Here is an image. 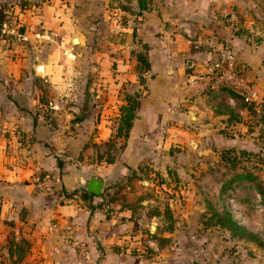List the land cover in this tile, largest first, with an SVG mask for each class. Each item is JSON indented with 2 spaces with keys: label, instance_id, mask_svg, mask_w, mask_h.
I'll use <instances>...</instances> for the list:
<instances>
[{
  "label": "crops",
  "instance_id": "crops-1",
  "mask_svg": "<svg viewBox=\"0 0 264 264\" xmlns=\"http://www.w3.org/2000/svg\"><path fill=\"white\" fill-rule=\"evenodd\" d=\"M75 7L77 0H0V264H254L219 249L198 251L188 239L201 220L185 205L182 221L171 212L165 229L157 200L117 199L113 192L132 170L172 166L175 143L196 154L227 148L231 138L235 146L253 140V129L242 131L248 114L241 101L211 97L205 83L185 84L187 74H203L214 61L188 36L227 40L241 75L262 89L264 110V0H150L135 35L127 24L124 42L111 43L122 57L107 63L84 54L82 37L66 45ZM229 12L231 24L222 18ZM12 23L23 34L19 43L1 34ZM141 45L148 69L138 73L131 52ZM133 92L138 106L127 135L112 139L122 95ZM217 106L240 120L229 123ZM44 173L59 183L41 193L33 178ZM90 177L101 180V191L84 197ZM66 228L83 242L85 259Z\"/></svg>",
  "mask_w": 264,
  "mask_h": 264
},
{
  "label": "rangeland",
  "instance_id": "rangeland-1",
  "mask_svg": "<svg viewBox=\"0 0 264 264\" xmlns=\"http://www.w3.org/2000/svg\"><path fill=\"white\" fill-rule=\"evenodd\" d=\"M132 1L128 4L130 9L119 11L117 7L120 3L127 5L126 0H77V7L73 12V15L76 16L75 28L69 31L66 45H69L68 38L82 37L83 52L90 58L92 55H96L100 61L103 60L104 63H107V61H113L111 56L118 54L117 60H119L122 55L118 50H113L115 46L111 43L122 44L126 36L123 28H126L127 24L130 27L136 24L137 16L134 13L137 8L136 3ZM123 17L126 20H123ZM123 23L124 25H121ZM1 34L5 36L4 31ZM254 87L260 95V100L255 105L261 107V110L253 115L245 116L246 128L242 130L245 132V130L253 129V140L241 143L239 146H235L238 143L232 138L225 141L228 150H231L230 155L235 156L237 160L235 168L222 166L216 155L217 151L213 148L212 151L209 147V149L206 148V151L202 149L199 153L194 154L190 145L184 142L175 143L179 153L173 160L172 166L169 164L161 169H154L145 165L132 170L136 179L127 180L126 176L121 181L119 189L113 192L115 194L113 196L117 199L127 197L134 199L146 196L154 198L160 206L166 203L173 214L176 217L179 216L178 222L182 221L180 210L185 205L187 213L193 215L195 212L196 220L204 219L201 222L197 221L196 224L193 223V227L196 226L197 231H195L194 237L188 239L198 243L200 246L198 251L203 249L202 251L213 250L215 252L216 249H219V255H225L231 260L234 258L246 260L248 258L252 259L254 264H260V261L264 262V206L261 197L249 180L233 179V177L235 178L234 174L244 168L249 173H253L258 182L264 185L263 97L261 96L262 89L258 88L256 84ZM262 87L264 88V82ZM246 106L243 105V108L245 109ZM243 113L245 112L243 111ZM233 130V127L228 130L223 129L226 133L233 132ZM236 131L239 132V130ZM237 138H240V134L237 135ZM214 144L216 147L224 146L223 143L219 145L215 142ZM125 187L129 188L123 189ZM109 195L110 193L106 194L107 199H109ZM211 208L227 212L237 225L255 234L256 240L231 238L228 231L209 225L205 220L210 215ZM205 228L210 229L207 231Z\"/></svg>",
  "mask_w": 264,
  "mask_h": 264
},
{
  "label": "trees",
  "instance_id": "trees-1",
  "mask_svg": "<svg viewBox=\"0 0 264 264\" xmlns=\"http://www.w3.org/2000/svg\"><path fill=\"white\" fill-rule=\"evenodd\" d=\"M127 1V5L124 4L122 5L121 3L119 4V6L117 7L122 11H126L128 9H130L128 7V4L130 3V1L132 0H126ZM132 2L136 3V11H135V15L139 16L141 14L142 11L147 10L149 7V3L150 0H133ZM131 2V4H132ZM123 20L124 19L123 17ZM125 23V22H124ZM121 24V25H124ZM132 28V34L133 36L135 35L134 33V26L131 27ZM141 51L137 50V51H132L131 54L134 56V59L136 61V65H135V69L138 73L144 72L148 69V64L146 61V55L144 52V45H141ZM140 78V77H138ZM140 81V79H139ZM207 93L209 96L211 97H217V96H229L233 99H235L236 101H241L242 102V98L241 96L230 86L227 85H218L215 87H212L210 85H207ZM138 96L139 94L137 92H133V93H123L122 95V103L119 104L118 108H117V115L115 118V127L113 130V133L111 135L112 139H124L127 135V131L131 125L132 119L134 117L135 114V110L137 109L138 106ZM246 113L247 114H255L257 112H259L261 110V107H258L257 105H255L253 102H250L248 104H246ZM257 109V110H256ZM223 109H220V106H217L216 112H221ZM224 111L227 114V120L228 122H235L240 120V116L234 112L233 110L224 107ZM222 111V112H224ZM262 119L264 120V118L262 117ZM251 128V126H250ZM105 146L108 148H110L112 146V143L110 141H106ZM231 150H228V148H222L220 150L217 151V156H218V160L219 162L222 164V166H229L231 168H235L236 167V163L237 160L235 158V156H231L230 155ZM241 153H243V150H241ZM107 162H110L112 159L109 158V155L106 154L105 159ZM241 168V167H240ZM235 178L233 177V179H237V178H241V179H245V180H249L250 182H252V187L256 190V192L259 194V196L261 197V201L263 203L264 206V185L260 182H258L257 178L255 177V175H253V173H249V171L245 170L244 168H241L240 172H236ZM130 178H134L136 179L135 173L134 171H130V173L127 175L126 179L130 180ZM83 196L87 197V196H92V194H88L83 192ZM110 198V197H109ZM209 205V204H208ZM163 211H162V215L163 218L167 221V224L164 226L165 229H170L171 228V210L168 208L167 204L164 203L163 205ZM155 211H150L149 213L154 214ZM204 220V219H201ZM207 221V223L209 225H213V227H216L217 229H223L224 231H228L229 235L231 238H238L241 240H256V235L253 234L252 232L246 230L245 228L237 225V223L235 221H233L229 214L225 211H217L216 209L211 208V212L210 215L208 217H206L205 222Z\"/></svg>",
  "mask_w": 264,
  "mask_h": 264
},
{
  "label": "built area",
  "instance_id": "built-area-1",
  "mask_svg": "<svg viewBox=\"0 0 264 264\" xmlns=\"http://www.w3.org/2000/svg\"><path fill=\"white\" fill-rule=\"evenodd\" d=\"M222 18L225 22L231 24L234 19V14L233 12L223 13ZM3 31L7 38L9 37L14 43H19L23 39V34L19 31V26L15 23H12L9 27H4ZM188 37V42L193 48L204 49L213 53L214 61L203 74H187L185 84L205 83L212 87L218 85L230 86L241 96L244 105L250 102L256 104L260 100V95L254 87V84L241 75L239 66L227 40L211 36ZM33 183L37 191L46 193L51 191L59 183V178L44 173L34 177ZM47 226L49 229H56L58 225L55 221H49ZM65 236L76 247L79 257L85 259L87 257L85 246L82 241L76 239L73 229L66 228Z\"/></svg>",
  "mask_w": 264,
  "mask_h": 264
},
{
  "label": "water",
  "instance_id": "water-1",
  "mask_svg": "<svg viewBox=\"0 0 264 264\" xmlns=\"http://www.w3.org/2000/svg\"><path fill=\"white\" fill-rule=\"evenodd\" d=\"M76 38L72 39V43H76L77 41L75 40ZM41 68L38 67L37 71H39ZM102 187V182L99 178L96 177H90L87 179L86 185H85V190L88 191L89 193L93 195H98L101 191Z\"/></svg>",
  "mask_w": 264,
  "mask_h": 264
},
{
  "label": "bare ground",
  "instance_id": "bare-ground-1",
  "mask_svg": "<svg viewBox=\"0 0 264 264\" xmlns=\"http://www.w3.org/2000/svg\"><path fill=\"white\" fill-rule=\"evenodd\" d=\"M76 40V39H75ZM77 41V40H76Z\"/></svg>",
  "mask_w": 264,
  "mask_h": 264
}]
</instances>
